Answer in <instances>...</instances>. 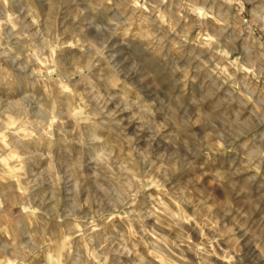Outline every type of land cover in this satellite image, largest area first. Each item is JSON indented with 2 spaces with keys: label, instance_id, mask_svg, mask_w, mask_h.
<instances>
[{
  "label": "rangeland",
  "instance_id": "rangeland-1",
  "mask_svg": "<svg viewBox=\"0 0 264 264\" xmlns=\"http://www.w3.org/2000/svg\"><path fill=\"white\" fill-rule=\"evenodd\" d=\"M0 264H264V0H0Z\"/></svg>",
  "mask_w": 264,
  "mask_h": 264
},
{
  "label": "bare ground",
  "instance_id": "bare-ground-1",
  "mask_svg": "<svg viewBox=\"0 0 264 264\" xmlns=\"http://www.w3.org/2000/svg\"><path fill=\"white\" fill-rule=\"evenodd\" d=\"M259 21V20H258ZM12 144V143H11ZM48 259H49V263H57V261L56 260H54V258H53V256H51V257H48Z\"/></svg>",
  "mask_w": 264,
  "mask_h": 264
}]
</instances>
